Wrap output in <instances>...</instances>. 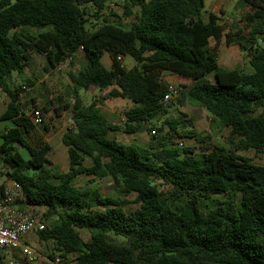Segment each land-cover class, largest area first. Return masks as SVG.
I'll return each mask as SVG.
<instances>
[{"label":"trees","instance_id":"trees-1","mask_svg":"<svg viewBox=\"0 0 264 264\" xmlns=\"http://www.w3.org/2000/svg\"><path fill=\"white\" fill-rule=\"evenodd\" d=\"M111 1L0 0V90L9 98L0 121L12 123L2 133L0 157L7 177L23 185L27 204L45 209L39 240L52 244L51 260L72 254L75 264H264V166L241 154L264 155V48L257 45L264 38V0L239 1L251 10L245 20L259 21L250 46L240 45L250 51L252 73L220 66L211 40L232 35L225 34L217 14L204 20L205 0H124L126 16L143 10L130 29L104 18L90 30V9L100 18ZM79 53L78 69L68 73L73 100H56L54 109L57 117L71 113L72 126L62 136L70 158L63 173L48 166L49 143L34 147L28 140L37 129L28 107L36 106L21 96L34 81L18 87L10 81L14 73L24 74L33 54L44 57V72L50 73L69 58L75 64ZM105 53L111 69L102 63ZM119 56L131 57L136 66L126 69ZM165 74L193 82L178 101L204 107L213 131H229L228 147L207 145L211 136L193 130L185 137L200 144L199 153L174 142L192 123L183 113L182 119L169 117ZM95 89L102 94L91 104L79 94ZM114 100L131 102L122 126L102 113L101 106ZM161 119L160 130L167 131L157 149L110 138L115 132L156 131ZM79 177L92 184L77 186ZM104 179H112L116 196L103 195L93 183ZM217 196L223 200L215 209L200 210L201 198ZM179 197L186 204L177 211L169 199ZM132 204L138 208L128 212ZM81 230L90 232L89 241ZM5 261L0 250V264Z\"/></svg>","mask_w":264,"mask_h":264},{"label":"rangeland","instance_id":"rangeland-1","mask_svg":"<svg viewBox=\"0 0 264 264\" xmlns=\"http://www.w3.org/2000/svg\"><path fill=\"white\" fill-rule=\"evenodd\" d=\"M11 1L14 3L17 0ZM239 1L240 0H205L203 17L205 21H208V17L211 13L217 14L220 18V24L225 29V34L232 35V38L224 37L220 42L211 40V47L218 51L220 66L226 69L237 68L245 73H252L253 69L250 66V51L249 49L243 50L240 45H247V47L250 46L247 44V40L250 37V32L258 26L259 21L255 20L252 23L247 22L244 17L250 13L251 10L248 7H242L239 5ZM124 3V0L111 1L109 3V7L103 12L100 18L96 15V12L93 9H90L92 16L88 18L87 27L90 30H94L96 26L98 27L101 25L104 18H106L108 21L116 23L125 29H130L135 20V16L139 15L141 17L143 10L135 8L132 10V16H126ZM111 4L115 5L113 9H110ZM257 45L259 48H264L263 37L260 36ZM80 60H82V53L78 55V60L75 61V64H72V62L67 60L58 69L50 73H45L43 69L45 65L44 57L38 54H33L32 63L28 68H26L24 74L19 75L14 73L10 81V84L13 87L24 85L27 79L34 81L32 87H27L24 93L23 102H29V106H32L31 102L33 100L36 108H40L43 111L45 123L42 126L37 127L36 131L28 136V140L34 147H39L44 143H49L52 150L48 156V166H57L63 173H66L69 170L70 158L68 148L63 144L62 136L66 133L68 128L72 126L71 113L67 112L62 117H57L54 109L56 106V100L61 101L62 98L67 101L73 100L74 86L70 81L68 73L78 69ZM108 60L109 54L105 53L102 63L106 68L108 67ZM123 66L129 70L136 66V62L131 57L127 56L123 60ZM165 75L164 79L169 84L175 85L181 91V94L184 93L193 83L190 80L178 78L173 75ZM208 79L213 82L215 76L212 74L208 76ZM98 93L100 94V92ZM79 94L88 104H91L94 100L93 91H81ZM0 98L2 100L0 112H2L5 109L3 101L6 100V94L0 92ZM178 99H181V95L169 104V117L182 119L183 113L187 115V119L190 120L192 124H189V127L186 130H180L183 137L175 138V143L180 145L181 148L189 150L192 154L199 153L200 144H198L194 139L185 137L190 130H193L202 135L209 134L211 136V139L206 143L207 145H221L228 147L226 143V138L229 134L228 130L213 131L211 128V118L204 107L194 106L187 99H182V103H180ZM51 102L54 106L53 108L48 109ZM130 103L131 102L128 100H114L113 102H108L106 107L102 109L106 113H113L109 117L110 122L122 126L123 117L119 115L118 112L121 110L123 112V110L130 106ZM28 108L30 109L28 111H31V108ZM257 114L258 113L254 114V116ZM163 120L164 119H161L155 122V127H157L156 135L152 134L153 131H151V129L150 131L139 135H129L124 134L123 132H115L110 135V138L115 139L122 144H138L146 148L157 149L161 146L163 136L167 131V128L160 130ZM11 127L12 123L10 121H0V147L3 144L2 133ZM45 127L48 128V131L45 130ZM18 150L25 159L30 158L28 152L24 148L19 147ZM241 154L251 159L253 163L264 166V155L257 157L254 150L243 152ZM85 165H92V161L90 159H86ZM7 171L8 169L4 166L3 162L0 161V184L3 182V176L7 177ZM6 179H4V181ZM91 181L92 180H90L89 177H79L75 184L79 187H86L92 184ZM93 183L99 186L103 195H117L112 179H104L97 182L93 180ZM135 197V195L129 197L130 201H134ZM220 200H223V197L217 196L213 200L201 198L199 204L200 210L204 213H209L218 206ZM169 203L173 209L178 211L185 206L186 198H170ZM137 208V204H132L128 206L126 210L130 212L136 210ZM80 233L84 241L90 240L91 236L89 231L81 230ZM29 244L35 248L39 255L37 262L34 264H51L50 255L53 250L51 243H43L39 240L38 236H31ZM13 253L8 252L6 254V259L8 261L14 262Z\"/></svg>","mask_w":264,"mask_h":264},{"label":"built area","instance_id":"built-area-1","mask_svg":"<svg viewBox=\"0 0 264 264\" xmlns=\"http://www.w3.org/2000/svg\"><path fill=\"white\" fill-rule=\"evenodd\" d=\"M114 7V4L110 5V9ZM122 60L123 58L119 56L118 61ZM68 61L72 62V59L69 58ZM179 96L180 90L175 85L169 84L163 103L168 105ZM23 97L24 94L21 96L22 100ZM27 115L37 127L45 123V116L40 108L28 111ZM152 134L156 135V131ZM46 224L45 209L27 204L23 185L7 178L0 192V250L6 254L20 251L25 264H34L39 255L29 244V239L45 231ZM5 264L16 263L6 259ZM52 264H75L74 256L72 254H68L66 258L55 256Z\"/></svg>","mask_w":264,"mask_h":264},{"label":"crops","instance_id":"crops-1","mask_svg":"<svg viewBox=\"0 0 264 264\" xmlns=\"http://www.w3.org/2000/svg\"><path fill=\"white\" fill-rule=\"evenodd\" d=\"M104 57V56H103ZM112 60H111V58H110V56H109V60H108V67H107V69H111L112 68ZM220 64V63H219ZM166 75H171V74H166ZM165 75V76H166ZM173 76H175V75H173ZM176 77H178V76H176ZM178 78H180V77H178ZM183 79V78H182ZM0 92H2L1 90H0ZM81 92V91H80ZM98 92H100V94L98 93ZM102 94V92L99 90V89H95L94 91H93V96H94V99L96 98V97H98V96H100ZM2 100H1V98H0V102H1ZM108 102H113V101H107L105 104H104V106H101L102 108H104V107H106V104L108 103ZM9 103V98L7 97V95H6V100L5 101H3V105H4V107H5V109L2 111V112H0V117L4 114V112L6 111V109H7V104ZM2 104V102L0 103V105ZM117 110V109H116ZM102 113L104 114V116L108 119V121L110 120L109 119V117L113 114V113H111V112H109V113H106V112H104V110L102 109ZM106 113V114H105ZM119 113V115H121L122 116V110L120 111V112H118ZM117 114V113H116ZM123 117V116H122ZM124 121V118H123V120H122V122ZM110 122V121H109ZM112 123V122H111ZM114 124V123H113ZM136 135H139V134H136ZM0 161H2L1 160V157H0ZM4 178H3V182L0 184V192H1V190H2V187H3V184H4V179H6L7 177L6 176H3ZM13 253V252H12ZM13 258H14V263H16V264H25L24 263V260L22 259V255H21V252L20 251H14V253H13ZM51 264H52V260H51Z\"/></svg>","mask_w":264,"mask_h":264}]
</instances>
